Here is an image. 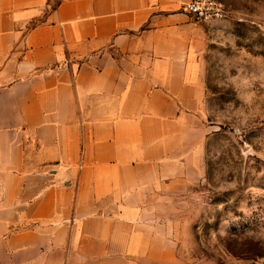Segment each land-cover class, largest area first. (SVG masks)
<instances>
[{
	"label": "crops",
	"instance_id": "obj_1",
	"mask_svg": "<svg viewBox=\"0 0 264 264\" xmlns=\"http://www.w3.org/2000/svg\"><path fill=\"white\" fill-rule=\"evenodd\" d=\"M191 1L0 0V264L174 263L146 202L199 127Z\"/></svg>",
	"mask_w": 264,
	"mask_h": 264
},
{
	"label": "rangeland",
	"instance_id": "obj_2",
	"mask_svg": "<svg viewBox=\"0 0 264 264\" xmlns=\"http://www.w3.org/2000/svg\"><path fill=\"white\" fill-rule=\"evenodd\" d=\"M219 1L196 54L199 127L146 202L173 264H264V0Z\"/></svg>",
	"mask_w": 264,
	"mask_h": 264
},
{
	"label": "built area",
	"instance_id": "obj_3",
	"mask_svg": "<svg viewBox=\"0 0 264 264\" xmlns=\"http://www.w3.org/2000/svg\"><path fill=\"white\" fill-rule=\"evenodd\" d=\"M186 12L200 23L221 21L226 17L225 5L219 0H192L186 5Z\"/></svg>",
	"mask_w": 264,
	"mask_h": 264
}]
</instances>
